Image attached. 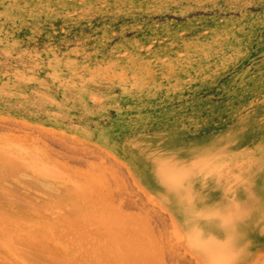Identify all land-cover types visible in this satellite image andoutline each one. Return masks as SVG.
<instances>
[{
  "label": "rangeland",
  "instance_id": "rangeland-1",
  "mask_svg": "<svg viewBox=\"0 0 264 264\" xmlns=\"http://www.w3.org/2000/svg\"><path fill=\"white\" fill-rule=\"evenodd\" d=\"M11 141L47 168L41 163L38 172L33 161L22 168L18 158L20 177L38 185L28 192L35 203L41 194L54 199L48 190L65 201L78 194L75 181L81 193V178L100 177L107 186L95 178L105 188L94 198L116 206L103 213L98 205L100 213L120 211L121 225L141 229L131 226V238L145 236L141 224L153 234L140 244L149 246L146 256L157 249L155 261L137 253L140 264H264V182H257L264 179V0H0V146ZM191 154L207 165L186 171ZM15 175L2 183L19 182ZM62 208L54 212L68 213L67 228L81 238L86 227L76 234L68 218L77 213ZM54 212L34 215V231L50 233ZM59 219L56 229L66 226ZM62 230V239L51 234L71 259L84 246L71 249L73 235L66 241ZM2 235L0 264L50 263L27 247L35 253L25 251L28 260ZM210 235L228 243L225 256L211 252ZM87 240L100 255L102 244Z\"/></svg>",
  "mask_w": 264,
  "mask_h": 264
},
{
  "label": "bare ground",
  "instance_id": "bare-ground-1",
  "mask_svg": "<svg viewBox=\"0 0 264 264\" xmlns=\"http://www.w3.org/2000/svg\"><path fill=\"white\" fill-rule=\"evenodd\" d=\"M5 140H7V138L5 139ZM7 141H10V140H7ZM12 142V141H11ZM10 142V143H11ZM17 143H18V141H16ZM14 143H15V141L14 142H12L10 145L7 143L6 145H3V146H0L1 147V149H2V147L4 148V149H2L3 150V153L5 154V152L8 150V148H9V152H10V155H11V153H14V155L17 157V161L15 160L16 158H15V156H14V158H13V156L11 157L10 155L8 156V154L9 153H6L5 155L2 153V150H1V153H0V237L1 236H3L2 234H4V235H7L6 236V238H8V239H10V240H7V241H10L11 242V244L13 243V244H15V243H17V244H15V246L14 247H17L16 249H17V252H19V253H22V255H27L26 257H28V253H25V251L26 252H29L30 250L29 249H31V251H32V249L34 248V249H36L35 251H39V252H41V253H39V252H35V251H32V252H35V253H37V255L39 254V256H40V254H41V256H43V257H47V259H46V261L48 262V260L50 261V263L49 264H51V261L52 262H55L57 259H60V261H64V262H66L67 264L68 263H72V264H138V262H139V258H137V253H139V255H143V256H141L144 260H146V259H150V257H152V255H153V251L154 250H157V249H152V247H150L151 248V250H152V252L150 251V253L149 254H151V255H147L146 256V253L148 252H145L146 251V249L149 247V246H145L146 244V242H150V240L151 239H153L152 237V233L151 232H149L150 230L149 229H145V230H143V225L141 224V227L140 228H142V233H143V231H144V233H143V235H145L146 236V234L148 233V234H150L149 236L151 237L150 238V240H148L147 241V236L145 237V236H141L142 234L141 233H138V231L139 230H141V229H139L138 231H135L136 230V228L137 227H134V225L132 226V224L130 225V228H131V226L133 227L132 229L134 230V228H135V232H137L138 233V235L139 234H141L140 235V237H142V238H140L139 236H138V238L137 237H132L133 239L134 238H137V239H135V242L133 241V239L131 238V236H132V234L131 233H133V231H131L130 230V228H129V226H128V228H127V226H126V223H128V222H126V223H124V224H120V223H123V221L124 220H122L121 219V217H119V215H118V213L120 212V211H115V212H113L114 211V207L116 208V206H114L113 207V205L115 204L113 201L111 202L113 205H111V207H109L108 206V204H111V203H109L107 200H108V198H106V199H104V198H101V197H103V195L101 196L100 194H99V196H97V198L95 197L94 198V194L96 193V194H98L99 192H101V190H102V192H103V189L107 186V185H105V184H103V180L102 179H100V177H96V176H94V174L92 173L91 174V176H92V178H91V176H90V174H89V176L86 174H84L85 175V177H83L84 175H81L80 174V178L81 177H83V178H81L80 179V181L82 182V180H83V182L81 183L80 182V185L82 184V186L80 187V188H82V191H81V193H80V189H79V183H77V181H75V185L74 184H72L74 187H76V188H71V190L72 189H75V191L79 194H81L80 196H82V198L83 199H81L80 197H79V195L78 194H73V190H72V195L71 196H69V197H66L67 198V200L65 199V201H64V199H62V197L61 198H59L60 197V195L58 196V192H57V194H56V192H55V194H54V192H50L49 190H48V192H49V194H48V192H47V195H49V196H53L54 195V197H52V198H54V199H51V197H45V195L44 194H41V197L42 196H44V199H43V197L41 198L42 200L41 201H39L38 203H35L36 202V198L34 197L33 198V196H28V192H30V193H32L33 194V192H31L33 189L32 188H34V186H32V185H36L37 187H38V185L36 184V182H34L33 180H31V178H27V176L25 177V178H23V177H20V168L22 167L23 168V166L24 167H26L27 166V164H29V166H30V164L32 163V161H33V163L31 164L32 166L33 165H36V163H38V161H37V158L36 159H34V157H32L31 159L32 160H30V158H28L29 160H30V163H29V160L25 157V159L23 158L24 156L23 155H25V153L23 152L22 153V151H21V149L22 150H24L23 148H21L20 146H18V147H20V150L19 151H21V152H18L17 150H15V149H13L12 148V144L14 145ZM16 143V144H17ZM2 144H5V143H2ZM1 144V145H2ZM7 147V148H6ZM15 148H17V146L15 145ZM7 149V150H6ZM11 149H12V151H11ZM8 152V151H7ZM17 152H18V155H17ZM23 154V155H21V154ZM211 154V155H210ZM4 155V156H3ZM27 155H29V154H27ZM36 155V154H35ZM192 155V154H191ZM209 155L211 156V157H213V156H215V154L214 153H212V152H210L209 153ZM5 156H8V157H5ZM23 156V157H22ZM209 156V157H210ZM234 156H236V155H233L232 157H233V159L232 160H236V158L237 157H234ZM22 158V160L24 161V162H27L26 164L24 163V162H22V160H20L21 158ZM30 157H31V155H30ZM18 158H20L19 159V161H21V163H17L18 162ZM38 158H39V156H38ZM191 159L189 160V162H188V164H186V166H185V170L186 171H188V170H191V171H193V169H194V167H196V166H198V167H202L203 165H207V163L206 162H208V161H206V162H204L203 161V163L202 162H198V160H197V156H196V154H195V157L192 155L191 157H190ZM27 160V161H26ZM40 160V159H39ZM24 163V164H23ZM41 163H43L42 162V160H41ZM41 163L39 164V165H37V166H33L34 167V170H36L37 169V171L38 172H43V167H41ZM144 163H145V165H147V166H149V164H147V162L146 161H144ZM18 164H21L20 166L18 165ZM48 164V163H47ZM47 164H46V166H47ZM23 165V166H22ZM44 165V167H45V163H43L42 164V166ZM19 166V167H18ZM29 166H27L26 168H28ZM32 166H30L29 167V169H32L33 167ZM51 166V169L53 170V166L52 165H50ZM49 166V167H50ZM17 167L19 168L18 170L20 171H18L17 170ZM48 167V166H47ZM48 167V168H49ZM150 167V166H149ZM36 168V169H35ZM39 168H41L40 170H39ZM46 168V167H45ZM45 168H44V170H45ZM47 169V168H46ZM184 169H182V171L184 170ZM240 169H243L242 167H240ZM42 170V171H41ZM48 170H50V168L48 169ZM48 170H46V171H48ZM52 170L51 171H49V173L50 174H52V173H54V172H52ZM56 170V169H55ZM57 171H58V169H57ZM150 171H151V177L153 178V180H155V181H157V179L155 178V175L153 174V171H152V169H151V167H150ZM52 172V173H51ZM60 173H61V175H62V172L61 171H59ZM58 172V173H59ZM57 173V172H56ZM4 174H8V176L9 175H15V174H19L18 176L20 177L19 179H17L18 177H17V175H15L16 176V179H17V181H19V182H16V181H14V183H10V184H8L7 183V185L5 186L4 184H6V181H5V183L3 184L2 183V176L4 175ZM44 174H46V173H44ZM240 174H241V171H240ZM42 175V174H41ZM47 175V174H46ZM55 175H57V174H53V176H55ZM65 175V174H64ZM174 175V174H173ZM14 176V177H15ZM48 176V175H47ZM46 176V177H47ZM52 176V177H53ZM58 176V175H57ZM168 176V178H169V175H166V177ZM170 176H172L171 174H170ZM174 176H176V175H174ZM9 177H11V176H9ZM50 177V176H49ZM58 177H60L61 178V176L59 175ZM62 177H64V176H62ZM77 177H79V174H78V176ZM88 177V178H87ZM94 177V178H93ZM13 178V177H12ZM27 178V179H26ZM55 178H57L56 176H55ZM85 178H87V181L89 180V182H87V181H85ZM95 178L97 179L98 178V180L100 179V184H102V185H104L105 187L103 188V189H99V186H97L96 185V183H95V181L96 182H99V181H97V180H95ZM173 178V177H172ZM172 178H169L170 180L172 179ZM175 178V179H174ZM172 180H171V182L173 181V180H177L176 182L174 181V185L175 186H177L176 188L174 187V186H172V187H174L173 189L175 190L174 191V193H172L173 195L172 196H170V197H172V199H175V198H178L179 196H181V195H179L180 194V192L178 191V189H180V187H179V175H177L176 177H174ZM62 179H64V180H66V178H62ZM90 179H91V181H92V184H90L91 183V181H90ZM94 179V180H93ZM32 182H31V181ZM77 180V179H76ZM79 180V179H78ZM102 180V181H101ZM61 181V180H60ZM13 182V181H12ZM31 182V183H30ZM34 182V183H33ZM72 182H74V180L72 181ZM159 182V181H158ZM258 183H260V182H264V179H261V180H259V181H257ZM33 183V184H32ZM86 183V184H85ZM92 186V188L94 187V188H97V189H95V191H94V188L92 189L91 188V186L89 185V184ZM95 183V184H94ZM159 183H163V185H165L164 184V182H162V181H160ZM94 184V185H93ZM178 184V185H177ZM88 185V186H87ZM84 186V187H83ZM170 186V185H169ZM89 187V188H88ZM101 187V186H100ZM36 188V187H35ZM84 188V189H83ZM79 189V190H78ZM86 189H88V190H86ZM91 189V190H90ZM70 190V191H71ZM84 190H86L85 192H84ZM97 190H99V191H97ZM177 190V191H176ZM34 191V190H33ZM68 191V190H67ZM88 191V192H87ZM92 191V192H91ZM108 191V190H107ZM17 193V195H16V193ZM45 192V191H44ZM93 192H94V194H93ZM98 192V193H97ZM21 193H24V194H22L21 195ZM27 193V194H26ZM15 194V195H14ZM35 194V193H34ZM52 194V195H51ZM59 194H60V192H59ZM61 194H62V192H61ZM64 194V193H63ZM93 196H92V195ZM95 194V195H96ZM101 194H104V192L103 193H101ZM106 194V193H105ZM19 195V196H18ZM25 195H27L28 196V198L27 197H24ZM37 195V194H36ZM40 194H38V196H39ZM77 195V196H76ZM209 195V194H208ZM12 196H15V198L13 197L12 198ZM20 196H23V197H20ZM63 196V195H62ZM59 198V199H57V198ZM91 197H93L94 199H92V201H89L90 200V198ZM98 197H100L99 199H98ZM109 197V201H111L110 200V196H108ZM244 197V196H243ZM64 198V197H63ZM80 198V199H79ZM207 198V197H206ZM205 198V199H206ZM32 199H34V200H32ZM55 199H57L56 201H53V200H55ZM88 199V200H87ZM102 199V200H101ZM208 199H209V197H208ZM69 200V201H68ZM82 200L85 202V201H89L88 203H89V205L91 206V207H93L94 205H99L100 207H103V208H101V211L103 212V211H105L104 210V208H110L109 210H112L113 209V211L112 212H109V213H107V214H109V216L108 215H106V214H102V213H100L101 211H100V207L98 206V207H96L97 209H93V208H91V207H89V208H87V206H86V208L84 209V208H80V202H82ZM94 200H98L97 202L96 201H94ZM99 200H100V202H99ZM105 200H106V202H105ZM51 201V202H50ZM52 201H53V203H52ZM63 201H64V205L62 204L63 203ZM71 201V203H73V204H69V206H66V204L68 205V203ZM103 201V202H102ZM66 202V203H65ZM68 202V203H67ZM99 202V203H98ZM51 203H52V206L54 207V208H48V204L51 206ZM57 203V204H56ZM88 203H87V205H88ZM92 203V204H91ZM100 203H101V205H100ZM103 203V204H102ZM105 203V204H104ZM62 204V205H61ZM107 204V205H106ZM55 206H58L59 208H61V207H63L62 209L64 210V206L65 207H68V208H65V210L67 209V211H69L70 213L69 214H76L77 213V215H72L73 217H69L68 219H70L71 220V223H72V225H73V227L75 226V224L76 223H78L79 224V226H77L78 224H76V227L75 228H77V230H75L76 231V234H79V236L81 235V234H83V235H81L82 237H84V235H85V240H89V241H92V240H94V236H96V238L97 239H99L100 240V238L102 239V240H104V242H100V241H98V240H94V242L92 241V243L94 244L95 243V241H97L98 242V245H100V244H102L101 246H103V247H101V246H98V248H103L102 249V251L100 252L101 254L100 255H97L96 254V249L95 248H93L92 247V251L94 252L95 251V253L93 254L91 251H90V249H88L89 247L86 245V244H84L85 242V240H83V243H81V241H80V239L82 238H79V237H77L76 235H75V233H74V231H73V233H72V228L70 227H68L67 228V220H65V218L68 216V213H67V215H64L63 216V219H64V223H66V228L63 226V227H61L62 229H66V231H64V230H62L63 231V234L64 235H62V236H65V234L66 235H68V237L67 236H65V238H66V241H67V238L69 239V235L71 236V234L73 235V239H75L76 241H75V243L74 242H72V241H74L73 239L72 240H70L69 239V241H70V244H71V246L70 247H72V246H74V247H72L71 249H73V248H75V246H78V245H80L81 246V244L84 246V249L82 248V249H77V250H79V252L78 253H76L75 251V254H77V256H73V258H71V259H68V257H69V255H68V257L67 258H65L64 257V255H63V251L65 252V247L63 246V244L61 243V241H60V239H62V238H60L61 237V235H60V233H61V231L59 232V229H61L60 227L59 228H57L56 229V227L54 226L55 225V223L56 222H54V221H56V220H58V218H60L59 219V221L60 220H63L62 219V216L60 215V213H57V212H60L59 210H57V209H55ZM105 206H107V207H105ZM73 207H75V208H73ZM113 207V208H112ZM48 208V209H47ZM69 208H71L70 210H69ZM79 208V209H78ZM107 208V209H108ZM81 209V210H80ZM86 209H87V211H86ZM47 210V211H46ZM53 210V211H52ZM54 210L55 211H57V212H54ZM91 210H94L95 212H97V213H95L96 214V216H95V214L93 213L94 211H91ZM96 210H98V211H96ZM116 210V209H115ZM46 211V212H45ZM48 211H51V213L53 214V212L55 213V214H57V215H59L58 217H57V215H56V218L54 219V220H52V222H50V220H46L47 222H48V225L50 226V224L49 223H52L53 224V226H52V224H51V226H52V228H51V231L47 228V227H45V226H42V227H44V228H47V230H49L50 231V233H47V231H38L37 229H38V227H36V225H35V230H37L38 232H35L34 231V223L33 222H31V223H33V224H31L30 223V221L29 220H34V219H32V218H34L33 216L34 215H37V214H40V215H42V214H47V212ZM74 211V212H73ZM82 211V212H81ZM90 213H89V212ZM117 212V213H116ZM78 213H80L81 214V216H80V214H78ZM104 213V212H103ZM116 214V217L114 216L115 214ZM54 214V215H55ZM62 214H66V213H63L62 212ZM101 214V215H100ZM112 214V215H111ZM48 215V217L49 218H54V216H50L49 214H47ZM104 215V216H103ZM190 215V217L192 216L191 214H189ZM66 216V217H65ZM80 216V217H79ZM108 216V217H107ZM76 217H78V218H76ZM111 217V218H110ZM113 217V218H112ZM124 217H126V215L124 216ZM123 217V218H124ZM128 217H129V215H128ZM131 217V216H130ZM185 217H189V216H185ZM189 217V218H190ZM72 218V219H71ZM74 218V219H73ZM118 218H120V219H118ZM118 219V220H117ZM130 219V218H129ZM121 222H120V221ZM128 219H127V217H126V221H127ZM185 220H188L187 218H185ZM39 221V223H40V226H41V224H43V221H40V220H38ZM65 221H67V222H65ZM73 221H76L75 223H73ZM46 222V223H47ZM54 222V223H53ZM62 221H60V223H61ZM70 222V221H69ZM120 222V223H119ZM130 222V221H129ZM46 223H44L43 225H46ZM70 223V224H71ZM83 223V224H82ZM86 225H85V224ZM90 223V225H88ZM131 223V222H130ZM57 224V223H56ZM91 224H92V226H95V229L93 228V227H89V228H91V229H89V228H87V226H91ZM33 225V226H32ZM47 226V225H46ZM48 226V227H49ZM58 226V225H57ZM68 226H70L69 224H68ZM80 226H82L81 227V229L83 230V231H85L84 229H86V231L87 232H82V230H80L79 231V229L78 228H80ZM84 227H86V228H84ZM53 228L54 229H56L55 230V232L53 231L52 232V230H53ZM74 228V229H75ZM84 228V229H83ZM139 228V227H138ZM70 229V230H69ZM94 229V232L92 231ZM96 230H97V232H98V234H96L97 232H96ZM129 230V231H128ZM147 230H149L147 233L145 232V231H147ZM58 231V232H57ZM68 231V232H67ZM51 232L52 233H54V235L57 233V237L59 236V238L60 239H58V238H56V236H53L52 234H51ZM79 232H82L81 234L79 233ZM90 232V233H89ZM94 233V234H91V233ZM131 232V233H130ZM59 234V235H58ZM147 234V235H148ZM87 235L88 236H90V237H87ZM92 235V236H91ZM94 237V238H93ZM143 237L144 238H147L146 239V241H145V247H147L146 249H145V247L142 245V244H140V242H142V240L141 239H143ZM3 237H1L0 238V240L2 239ZM6 238H5V240H6ZM65 238L63 237V239L65 240ZM72 238V237H71ZM77 238V239H76ZM218 239V237H216L215 235L213 236V235H210L209 237H207L206 238V244L209 246V248H210V250H211V252L212 253H215L216 255H218V256H222L223 255V250H224V248H225V246H226V244H228V243H225V242H223V240H217ZM4 240V241H5ZM77 240H79L78 242H80L79 244H76V242H77ZM87 240V241H88ZM136 240L139 242H137L136 243ZM144 240V239H143ZM6 241V242H7ZM13 241V242H12ZM72 242V243H71ZM99 242H100V244H99ZM152 242H155L156 243V241L153 239L152 240ZM1 241H0V245H1ZM66 243H68V245H69V242H66ZM76 244V245H74V244ZM87 243V242H86ZM19 244H21L22 246H23V248H24V251L23 252H21L19 249H21V245H19ZM24 244L26 245V248H25V246H24ZM105 244V245H104ZM10 245V244H9ZM28 245V246H27ZM11 246V245H10ZM19 246H20V248H19ZM79 246V247H80ZM83 246H81V247H83ZM87 246V247H86ZM93 246V245H92ZM96 246V245H95ZM3 246L1 245V248H2ZM29 249H28V248ZM7 248V247H6ZM12 248H13V245H12ZM22 248V249H23ZM150 248L148 249V250H150ZM16 249H14V250H16ZM26 249V250H25ZM70 249V250H71ZM19 250V251H18ZM63 250V251H62ZM75 250H76V248H75ZM30 251V252H31ZM29 252V253H30ZM31 252V253H32ZM67 252V251H66ZM69 252V251H68ZM74 252L72 251L71 252V254L73 253L74 254ZM30 253V254H31ZM35 253H32L29 257H31L32 258V255L33 256H35ZM65 254V253H64ZM67 254V253H66ZM74 254V255H75ZM145 254V255H144ZM149 256V257H148ZM212 256H215V255H212ZM223 256H225V254L223 255ZM0 257H2V255H1V252H0ZM5 257V256H4ZM4 257H2V258H4ZM28 257V258H29ZM42 257V259L44 260V258ZM51 257H52V260H51ZM2 258H1V260H2ZM31 258H29L28 260H30ZM50 258V259H49ZM70 258V257H69ZM53 259H55V261H53ZM66 259H68V260H66ZM139 259V260H138ZM148 259V261H151V262H153L154 263V258L152 257V259H153V261H152V259L151 260H149ZM222 259V258H221ZM32 260V259H31ZM36 260H38V259H36ZM66 260V261H65ZM91 260V261H90ZM40 261H41V259H40ZM91 263H90V262ZM141 262H143V260L141 259L140 260ZM147 261V260H146ZM33 262H36L35 260L33 261ZM57 262H59V260H57ZM47 263V264H48ZM146 263V262H145ZM145 263H143V264H145ZM147 263H149V264H151L150 262H147ZM2 264V263H1ZM9 264V263H8ZM40 264V263H39ZM52 264H54V263H52ZM56 264V263H55ZM57 264H65V263H63V262H59V263H57ZM139 264H140V262H139ZM142 264V263H141Z\"/></svg>",
  "mask_w": 264,
  "mask_h": 264
}]
</instances>
